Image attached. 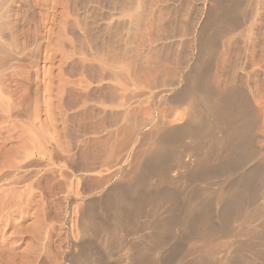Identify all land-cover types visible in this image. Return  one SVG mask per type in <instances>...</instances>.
Wrapping results in <instances>:
<instances>
[{"label": "rangeland", "instance_id": "374dc122", "mask_svg": "<svg viewBox=\"0 0 264 264\" xmlns=\"http://www.w3.org/2000/svg\"><path fill=\"white\" fill-rule=\"evenodd\" d=\"M7 3L12 9L6 19L3 16V24L0 19V26L6 29L0 31L3 45L11 44L10 34L14 30L31 35L33 42L28 46L20 39L23 42L18 40L16 49L14 44L13 49L6 46L0 51L2 200L5 196L0 201L6 203L9 199L16 207L18 203L25 207L29 196H23L21 203L16 202L18 194L33 185L31 190L35 192L30 207L27 206L29 211L21 215L15 207L10 229L6 218L2 219L8 212L7 203L3 204L6 208L0 218V249L1 244H7L13 237L23 238L19 240L16 263L22 264L25 250L34 244L33 247L43 248L42 257L49 264H70L71 237H75V244L89 239L83 236L80 227L88 201L104 193L103 180L108 175L112 176L110 186H114L129 174L135 156L146 150V146L135 142L144 138L149 121L157 115L162 126L182 125L183 120H177L176 115L183 110L166 106L162 101L155 106L154 98L158 100L161 95L180 89L177 85L197 55L200 25L217 5L212 0H7ZM241 5L238 11L241 26L237 33L216 40L215 58L209 62L211 87L218 88H212L217 92L235 87L246 94L253 106L260 145L264 147V0H241ZM43 37L51 39V48L57 50L48 64L51 68L48 90L43 80L47 54ZM22 44L29 48L24 50ZM62 52L70 57L63 65ZM116 80H123L121 85L125 84L126 90ZM127 157L128 168L122 163ZM31 161L37 165L32 162L30 166ZM27 163L29 167L17 170ZM121 168L126 173L117 174ZM24 174L29 178L16 185ZM206 188L203 183L191 182V186L179 188L178 192L188 198ZM184 201L181 200V208L186 205ZM145 235L140 230L133 235L122 234L119 238L124 243L120 246L117 243L111 252L105 250L100 236L97 241L94 237L89 239L92 256L95 254L93 264H126L123 245L143 246ZM36 236L40 237L39 245ZM180 243L184 252L178 264H193L199 254L204 255V243L181 240L178 233L172 234L166 249ZM148 257L154 263L160 258ZM251 258L250 261L244 257V262L251 263Z\"/></svg>", "mask_w": 264, "mask_h": 264}, {"label": "bare ground", "instance_id": "6f19581e", "mask_svg": "<svg viewBox=\"0 0 264 264\" xmlns=\"http://www.w3.org/2000/svg\"><path fill=\"white\" fill-rule=\"evenodd\" d=\"M212 2L216 3L217 9L209 13L200 25L197 33V55L187 74L181 81L179 80L180 84L177 87L180 89L161 97L159 94L158 100L154 98L155 106L162 101L166 106H176L183 110L181 114L176 115L177 120H183L182 125L162 126L157 115H154L149 121L144 138L135 142L137 145L141 143L146 146L145 154L142 152L135 156L131 171L127 173L125 179L123 177L124 183L122 181L121 184L110 186L112 176L108 175L103 180L106 186L104 193L98 199L88 201L80 219L83 236L90 240L93 237L95 239L101 237L107 252H111L117 243L120 246V235L137 234L138 230L146 232L142 241L143 246L123 245L126 264H178L182 260L184 246L180 243L166 249L173 233H178L181 240L192 239L205 244L204 255L199 254L193 264H264V147H261L260 137L256 132L257 123L253 106L246 94L238 90L239 88L234 87L223 92L214 91L212 88L215 86L211 87L209 71L210 59L215 58L213 56L217 48L216 40L240 28L238 11L242 5L241 0ZM9 3L7 0H0V19H3L1 24L4 23L5 16L8 17L11 13ZM2 27L4 25L0 26V31L6 30ZM15 32L14 30V34H10L11 44L8 46L15 44L16 49L18 40L24 39L27 45L33 40L31 35ZM1 33L0 51L7 46L3 45ZM48 37H43L47 45V54L44 62L46 65L42 68L47 90L50 88L47 81L51 80V68L48 64L57 53V50L51 48V39ZM22 45L24 50L29 48V45L27 47L25 44ZM20 53L22 56L21 51ZM28 56L30 55L28 54L27 58ZM69 59V54L63 53L61 65L68 63ZM116 81L121 85L123 80ZM65 82L66 80H63L64 84ZM121 87L126 90L125 84ZM128 159L130 158L127 157L122 162L126 163L125 167L130 163L127 162ZM32 162H28L29 165ZM28 163L19 166L17 170H22L24 166L29 167ZM35 164L36 162L32 165ZM121 173H126L125 168H121L117 174L122 175ZM235 175L237 177L231 179ZM1 178L0 176V180ZM28 178L25 174L21 175L17 181L15 179L16 185ZM191 182L203 183L207 188L193 192L186 198V195L182 196L178 190L191 186ZM32 187L25 188V191L21 190L16 202L22 203L23 196L28 195L27 206L30 207V198L35 192L31 190ZM182 199H185L186 203L183 208L180 205ZM4 203L0 201V218L1 215L4 216L2 213H5ZM6 203L9 209L6 208L5 211L8 212L2 219L6 218L8 223L5 224L10 229L14 222L12 214L16 208L22 215L28 207L26 205L22 207L20 203L16 207L17 204L9 199ZM36 237V243L39 245L40 237ZM20 239L16 240L13 237L7 244H3L4 246L1 244L0 264H18L16 252ZM71 239L73 242L69 243L68 254L70 264H93L95 254L92 256L91 241L86 239L87 241L82 244H75V237ZM33 246L29 245L30 249L25 250V254L22 253L25 255L22 264H49L48 259L42 257L43 248L41 250L40 245ZM106 254L108 256V253ZM149 255L160 258H156L157 263H154L149 259ZM248 255L253 258L251 263ZM246 256L250 260L249 263L248 260L244 262Z\"/></svg>", "mask_w": 264, "mask_h": 264}]
</instances>
